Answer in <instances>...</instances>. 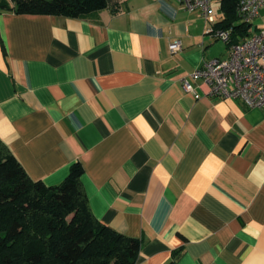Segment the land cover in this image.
<instances>
[{
	"label": "crops",
	"instance_id": "0c3cea01",
	"mask_svg": "<svg viewBox=\"0 0 264 264\" xmlns=\"http://www.w3.org/2000/svg\"><path fill=\"white\" fill-rule=\"evenodd\" d=\"M213 16L180 0L0 9V139L48 186L80 162L93 215L139 240L137 264H264V106L181 84L228 55L221 0Z\"/></svg>",
	"mask_w": 264,
	"mask_h": 264
},
{
	"label": "trees",
	"instance_id": "16d2710c",
	"mask_svg": "<svg viewBox=\"0 0 264 264\" xmlns=\"http://www.w3.org/2000/svg\"><path fill=\"white\" fill-rule=\"evenodd\" d=\"M119 0H0V9L84 18ZM237 0H221L223 27L235 22ZM223 22V21H222ZM232 40L249 24L232 25ZM80 162L60 183L32 179L0 139V264H137L140 242L100 222L81 183ZM174 252L166 264H177Z\"/></svg>",
	"mask_w": 264,
	"mask_h": 264
},
{
	"label": "built area",
	"instance_id": "2783aa9c",
	"mask_svg": "<svg viewBox=\"0 0 264 264\" xmlns=\"http://www.w3.org/2000/svg\"><path fill=\"white\" fill-rule=\"evenodd\" d=\"M216 0H180L189 11L198 10L210 22L214 21L213 4ZM264 0H237L236 15L241 22L252 25ZM217 38L228 45L226 58H213L182 77V88L195 98L197 82L207 88V94L220 98H237L249 107L264 106V27L251 30L238 41L232 40V28L214 30ZM171 51L181 49L179 40L170 44Z\"/></svg>",
	"mask_w": 264,
	"mask_h": 264
},
{
	"label": "rangeland",
	"instance_id": "374dc122",
	"mask_svg": "<svg viewBox=\"0 0 264 264\" xmlns=\"http://www.w3.org/2000/svg\"><path fill=\"white\" fill-rule=\"evenodd\" d=\"M239 21H240L239 19L236 20V22H239Z\"/></svg>",
	"mask_w": 264,
	"mask_h": 264
}]
</instances>
